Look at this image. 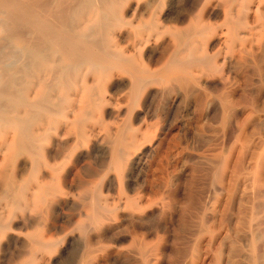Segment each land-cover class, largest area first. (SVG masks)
Here are the masks:
<instances>
[{
    "label": "bare ground",
    "instance_id": "obj_1",
    "mask_svg": "<svg viewBox=\"0 0 264 264\" xmlns=\"http://www.w3.org/2000/svg\"><path fill=\"white\" fill-rule=\"evenodd\" d=\"M180 1L0 0L5 264H264V0Z\"/></svg>",
    "mask_w": 264,
    "mask_h": 264
},
{
    "label": "rangeland",
    "instance_id": "obj_2",
    "mask_svg": "<svg viewBox=\"0 0 264 264\" xmlns=\"http://www.w3.org/2000/svg\"><path fill=\"white\" fill-rule=\"evenodd\" d=\"M222 3H223V0H220ZM181 3H185V2H188V0H181L180 1ZM47 124H45V125H43L44 127H46L47 129H48V125L46 126ZM20 161H21V158L19 159ZM18 160V162L17 163H15L14 165H10V166H8L7 167V169H8V171H14L15 172V174H16V172L17 173H19V174H16L18 177H19V175L21 174V176H22V174H23V162L21 161H19ZM21 164L19 167H18V165L17 164ZM13 166V170H12V167ZM17 166V167H16ZM17 168V169H16ZM16 170H18V171H16ZM16 176V177H17ZM17 177V178H18ZM18 179H20V178H18ZM41 209V210H40ZM46 207L45 206H41L40 208H39V210L37 211V210H35L34 212H30L29 213V215H30V217H32V218H34V220L36 219V228H30L31 230H27V231H25V233H24V231H22V232H20V233H18V240L20 241V242H22V244H18V245H14V244H9V242L8 241H5L3 238L0 240L1 242H0V264H5L6 263V260L10 257V256H12L11 254H13V256L14 255H17V253L18 252H20V251H23V250H25L26 249V251H28V250H30L31 248H32V246L29 244V240H28V237H27V235H25L26 233H31V232H34V230H35V234L37 235V234H39V233H41L42 232V228L45 226V224L49 221V219L48 218H50V211L49 210H47L46 211ZM44 211V212H43ZM31 213H32V215H31ZM43 214V215H42ZM44 215H46V216H44ZM48 217V218H47ZM48 219V220H47ZM165 220L167 221L168 220V218L167 217H165ZM45 221V222H44ZM165 221V222H166ZM37 222H39V224H37ZM43 222H44V224H43ZM168 222V223H167ZM166 223H167V225H169L170 226V224H169V220L167 221ZM42 224V225H41ZM40 227V228H39ZM189 227H190V229H189ZM193 226H191V225H189L188 227H187V231H186V229L183 231V233L185 234L186 232V236L188 235L189 237L188 238H186V236L183 234H181L182 236H181V239H180V241H182V242H180V244H178V249L176 248L175 249V252H177V253H179V254H185V255H188V254H190V252H191V249H190V247L189 246H187V243L186 242H188L189 241V238H190V233L189 232H192L193 231V228H192ZM44 229V228H43ZM189 229V230H188ZM192 229V230H191ZM33 230V231H32ZM40 231L39 233H38V231ZM21 233H23V234H21ZM189 233V234H188ZM20 235H22V237L20 236ZM185 236V237H184ZM26 237V238H25ZM184 238V239H183ZM185 238H186V240H185ZM26 239V240H25ZM185 240V241H184ZM188 240V241H187ZM4 242V243H3ZM8 242V243H7ZM7 244V245H6ZM9 244V245H8ZM145 244L146 243H142L140 246L145 250V251H147L148 250V252L149 251H151V247H153V245L151 244V243H147L146 244V246H145ZM186 244V245H185ZM2 245H3V248H2ZM149 245H151V246H149ZM183 247L184 245L186 246H184V248H181V246ZM145 246V247H144ZM27 247H29V249L27 248ZM79 248V249H78ZM77 249H74V250H72L73 251V253H74V255H73V253H72V251H68V252H66V254H64L61 258H58V259H56L57 261H55L54 263H52V264H77V260H78V257H79V255H80V253H81V251H82V247H78ZM81 248V249H80ZM148 248V249H147ZM133 249H135L134 247H133ZM177 250V251H176ZM136 251V250H135ZM184 252V253H183ZM70 253V254H69ZM69 255H70V257H69ZM73 255V256H72ZM183 264H188L187 262H185V263H183Z\"/></svg>",
    "mask_w": 264,
    "mask_h": 264
}]
</instances>
